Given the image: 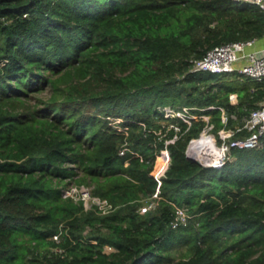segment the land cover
<instances>
[{
    "label": "trees",
    "instance_id": "trees-1",
    "mask_svg": "<svg viewBox=\"0 0 264 264\" xmlns=\"http://www.w3.org/2000/svg\"><path fill=\"white\" fill-rule=\"evenodd\" d=\"M262 36L250 2L0 0V264H264V135L221 166L187 155L209 126L249 135L264 98V80L193 59Z\"/></svg>",
    "mask_w": 264,
    "mask_h": 264
},
{
    "label": "built area",
    "instance_id": "built-area-1",
    "mask_svg": "<svg viewBox=\"0 0 264 264\" xmlns=\"http://www.w3.org/2000/svg\"><path fill=\"white\" fill-rule=\"evenodd\" d=\"M235 2H250L257 4L264 11V0H234ZM253 39L246 41H231L216 45L206 51V53L200 57L193 59V71H210L214 73H239L253 80H264V50L260 51H245V46L251 44ZM239 60H244L243 64L236 66L235 63ZM229 98L234 101L236 98L235 93H230ZM186 110V108H184ZM167 113L172 114L175 112L171 108H167ZM166 113V114H167ZM178 115L184 117L183 112H177ZM235 117L234 114H232ZM226 119V116H223ZM223 119V120H224ZM243 127L250 131V134L244 137H238L231 140H226L223 143L224 147H221L220 156L213 159L214 162L211 166H221L225 163L230 149L232 147H254L258 146L261 141V137L264 135V102L257 108L251 110L249 115L244 120ZM234 132V131H233ZM231 134L232 133H228ZM195 139L189 142L188 153L190 151V144ZM228 152V153H227ZM123 153V151H121ZM193 154V153H192ZM166 162L169 161V152H166L164 156ZM207 160H210L207 159ZM206 162V161H205ZM208 163V162H207ZM165 171V170H164ZM159 176V175H155ZM62 195L64 197H70L76 201H82L85 208L96 207L99 213H108L113 209V204L106 198L96 195L92 192L90 186L85 184L71 183L62 189ZM151 206L149 204L148 208ZM147 207L142 208L143 210ZM176 221L185 223L187 221V215L183 207H177L176 209ZM173 222V226H176L177 222ZM56 238V236H54Z\"/></svg>",
    "mask_w": 264,
    "mask_h": 264
},
{
    "label": "rangeland",
    "instance_id": "rangeland-1",
    "mask_svg": "<svg viewBox=\"0 0 264 264\" xmlns=\"http://www.w3.org/2000/svg\"><path fill=\"white\" fill-rule=\"evenodd\" d=\"M177 114V112H174L173 114ZM166 115H171V114H169V113H167ZM205 118H207V116H205ZM224 119V118H223ZM224 120H226V119H224ZM120 121V119H117L116 120V122L118 123ZM228 133H232L233 134V129L232 128H222V129H220L219 131H218V133L216 134V133H214L211 129H210V126L207 128V129H205V130H203L202 131V133L199 135V137H197V138H194V139H201L202 137L204 138H207L208 140L210 139L212 142H214L215 144H216V146H218L219 148H221V147H224L223 146V143L227 140H229L230 138H231V134H228ZM219 139H221V142H219ZM206 145L207 144H205L203 147H206ZM168 150H163L159 155H157V158H156V160H155V163H154V168H153V171H152V173L154 174V175H162L163 173H164V170L167 168V166H168V163H169V161H168V163L166 162V160H164V158L161 160L162 161V163H161V161H160V163L161 164H163V165H161V164H159L158 165V171H156L155 169H156V167H157V164H158V160H159V157L160 156H165L166 155V152H167ZM203 151H205L204 149H203ZM228 153V152H227ZM190 154H192V153H190ZM200 158H201V156H200ZM202 159V158H201ZM169 160H170V155H169ZM204 160V159H203ZM204 161H206V160H204ZM208 162V163H207ZM209 162H214V160L212 159V160H207L205 163H207V164H211V163H209ZM164 166V167H163ZM159 176H156L157 178L159 177ZM90 186H92V185H90ZM155 201L154 202H152V206H155ZM148 206H149V204H145V205H143L142 206V208H144V207H147L148 208ZM112 247H106V249L107 250H110ZM179 250V251H178ZM183 250H184V248H181V247H178V249H177V254L178 255H180V253L181 252H183ZM179 252V253H178Z\"/></svg>",
    "mask_w": 264,
    "mask_h": 264
},
{
    "label": "bare ground",
    "instance_id": "bare-ground-1",
    "mask_svg": "<svg viewBox=\"0 0 264 264\" xmlns=\"http://www.w3.org/2000/svg\"><path fill=\"white\" fill-rule=\"evenodd\" d=\"M205 144H207L206 147H203ZM203 149L205 151H203ZM190 151L193 154L197 155L198 157L201 156V158L206 160V161L209 158L211 160V158H216V157L220 156V154L222 152L221 148L216 146V144L214 142H212L210 139L208 140L205 137L204 138L202 137L201 139H195L194 141H192V143L190 144ZM164 160H166V158H164ZM161 163H162V161H161ZM161 165H163V164H161Z\"/></svg>",
    "mask_w": 264,
    "mask_h": 264
},
{
    "label": "crops",
    "instance_id": "crops-1",
    "mask_svg": "<svg viewBox=\"0 0 264 264\" xmlns=\"http://www.w3.org/2000/svg\"><path fill=\"white\" fill-rule=\"evenodd\" d=\"M260 50H264V36L257 38V39H253V42L251 44H248L245 46V51L249 52V51H260ZM244 62V60H239L235 63L236 66H240L242 65ZM258 81V80H257ZM263 81V80H262ZM236 94V98L234 101H232L233 103L237 102L238 97H237V93ZM264 102V98L262 100H260L259 105L260 106L262 103Z\"/></svg>",
    "mask_w": 264,
    "mask_h": 264
},
{
    "label": "water",
    "instance_id": "water-1",
    "mask_svg": "<svg viewBox=\"0 0 264 264\" xmlns=\"http://www.w3.org/2000/svg\"><path fill=\"white\" fill-rule=\"evenodd\" d=\"M188 148H189V145H188ZM188 148H187V149H188ZM187 155H188V157H189L190 159L194 160V161L197 162L198 164L203 165V166H205V167H211L210 164L205 163V161H204L203 159H201L200 157H198L197 155H195V154H190V153H188V152H187Z\"/></svg>",
    "mask_w": 264,
    "mask_h": 264
}]
</instances>
